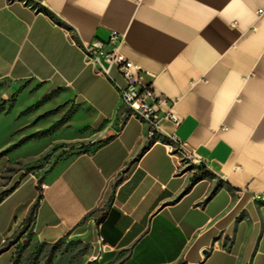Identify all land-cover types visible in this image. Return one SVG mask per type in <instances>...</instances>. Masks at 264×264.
<instances>
[{
    "label": "crops",
    "instance_id": "obj_1",
    "mask_svg": "<svg viewBox=\"0 0 264 264\" xmlns=\"http://www.w3.org/2000/svg\"><path fill=\"white\" fill-rule=\"evenodd\" d=\"M111 31L166 99L158 114L171 108L178 119H161L152 142L122 113L121 76L97 74L83 55L82 42ZM5 81L39 83L87 110L74 124L96 136L32 170L46 184L28 228L33 240L81 235L101 211L91 264H264V0H0ZM167 135L189 162L162 142ZM4 148L0 173L36 162L12 161ZM12 180L0 185L8 191L0 207L12 201L0 211V248L39 195L35 178ZM3 256L12 264V247Z\"/></svg>",
    "mask_w": 264,
    "mask_h": 264
},
{
    "label": "rangeland",
    "instance_id": "obj_2",
    "mask_svg": "<svg viewBox=\"0 0 264 264\" xmlns=\"http://www.w3.org/2000/svg\"><path fill=\"white\" fill-rule=\"evenodd\" d=\"M8 90L10 94L6 95ZM54 95L32 81L12 87L6 81L0 82V147L9 150L12 161L38 155L33 164L19 162L10 172H1L0 185L8 176L13 177L12 183L27 175H34L37 180L40 171L83 150L87 146L83 143L96 137L94 129L87 125L77 128L74 124L78 115L88 117L89 112L78 111L77 105L56 99ZM179 156L182 161H190ZM26 187L29 188L30 183ZM11 203L2 205L0 211ZM101 215L102 212L97 211L89 224L82 223L81 235H66L53 243L35 241L29 231L19 227L1 248L4 251L12 247V264H91L99 251L94 226ZM6 260V256L1 257L0 264H5Z\"/></svg>",
    "mask_w": 264,
    "mask_h": 264
},
{
    "label": "built area",
    "instance_id": "obj_3",
    "mask_svg": "<svg viewBox=\"0 0 264 264\" xmlns=\"http://www.w3.org/2000/svg\"><path fill=\"white\" fill-rule=\"evenodd\" d=\"M256 12L260 13L261 9H257ZM120 42L118 33L111 31L105 40L91 39L82 42L81 49L86 61L93 66L97 74L109 77L110 70L114 68L121 76L123 84L116 85V89L122 113L140 121L144 125L145 140L152 142L161 133L159 126L161 119L174 124L178 123V119L171 108L162 115L158 114L157 107L164 104L166 99L158 95L151 84L144 80L143 71L120 52ZM162 142L171 146L172 153L191 159L189 152L175 135H167ZM31 177L35 178L34 175ZM35 181L36 188L41 194L46 184L39 179Z\"/></svg>",
    "mask_w": 264,
    "mask_h": 264
},
{
    "label": "trees",
    "instance_id": "obj_4",
    "mask_svg": "<svg viewBox=\"0 0 264 264\" xmlns=\"http://www.w3.org/2000/svg\"><path fill=\"white\" fill-rule=\"evenodd\" d=\"M144 149H145V147L142 148V151H143ZM214 191H215V189H213L212 191H210V193L206 196L205 200L208 199V198L214 193ZM7 194H8V191L0 193V201H1V200H2ZM40 198H41V195L39 194V195L36 197L35 201L32 203V205H31V207H30V209H29L28 215H27L26 218L23 220V223H22V226H21L22 231H28V228H29V226H30V224H31V221H32V219H33V216H34V213H35V210H36V208H37V205H38V203H39ZM97 220H98V219H97ZM30 234H31V233H30ZM31 235H32V234H31ZM2 251H3V248L0 249V252H2ZM181 264H182V263H181Z\"/></svg>",
    "mask_w": 264,
    "mask_h": 264
},
{
    "label": "water",
    "instance_id": "obj_5",
    "mask_svg": "<svg viewBox=\"0 0 264 264\" xmlns=\"http://www.w3.org/2000/svg\"><path fill=\"white\" fill-rule=\"evenodd\" d=\"M206 251L204 250L203 253H205Z\"/></svg>",
    "mask_w": 264,
    "mask_h": 264
}]
</instances>
